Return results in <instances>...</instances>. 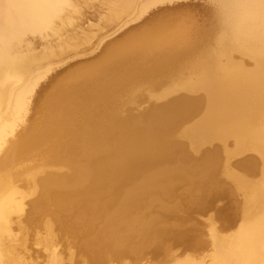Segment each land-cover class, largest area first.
I'll return each instance as SVG.
<instances>
[{
    "label": "bare ground",
    "instance_id": "obj_1",
    "mask_svg": "<svg viewBox=\"0 0 264 264\" xmlns=\"http://www.w3.org/2000/svg\"><path fill=\"white\" fill-rule=\"evenodd\" d=\"M175 1L0 0V264H112L123 229L162 238L142 211L175 181L218 173L240 222L210 219V253L171 264H264V0H208L201 24L157 20L55 77L92 38L86 8L117 32ZM45 203L55 219L32 232Z\"/></svg>",
    "mask_w": 264,
    "mask_h": 264
},
{
    "label": "rangeland",
    "instance_id": "obj_2",
    "mask_svg": "<svg viewBox=\"0 0 264 264\" xmlns=\"http://www.w3.org/2000/svg\"><path fill=\"white\" fill-rule=\"evenodd\" d=\"M211 8L212 3L208 0L168 2L152 9L142 20L117 32L104 25L101 16L104 12L98 4L86 8L80 26L85 32L91 33L92 38L81 48L85 53L58 68L55 77L75 65L98 60L109 46L131 30L172 15L189 17L195 23L201 24L205 12ZM75 137L76 134L71 136V138ZM249 158L256 159V155L247 154L236 159V162H248ZM69 161L78 163L80 160L77 156H71ZM197 179L199 185L194 186L182 179L175 181L169 197L162 198L160 204L151 203L150 207L143 209V214L160 218L159 228L162 231V238L145 244L134 230L125 228L119 232L117 244L104 242L103 249L107 257L113 260L112 264H171L173 259L187 255L194 257L208 255L211 249L210 219L222 233L233 231L242 216V199L234 185L222 179L219 173ZM154 197L160 198V195ZM52 211L54 210L50 204L41 205L39 212L31 221L32 232L42 231L47 220L54 221ZM31 239L30 252L40 251V247L34 245L35 237L32 236Z\"/></svg>",
    "mask_w": 264,
    "mask_h": 264
}]
</instances>
